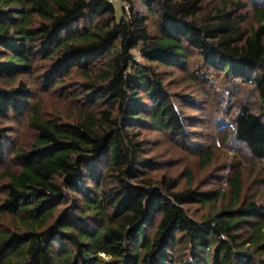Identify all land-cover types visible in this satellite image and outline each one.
<instances>
[{
    "label": "trees",
    "instance_id": "trees-1",
    "mask_svg": "<svg viewBox=\"0 0 264 264\" xmlns=\"http://www.w3.org/2000/svg\"><path fill=\"white\" fill-rule=\"evenodd\" d=\"M125 1L128 10L113 0H0V113L27 109L33 92L21 77L35 74L39 56L50 66L44 87L80 73L92 106L71 122L33 108L35 141L14 148L0 173V264H264V193H248L244 171L206 189L192 171L185 186L155 179L145 173L140 130L184 134L158 66L183 70L197 51L210 76L204 92L225 105L223 141L264 162V0H221L209 10L205 0ZM221 74L226 80L213 78ZM239 81L255 87L260 106L232 101ZM7 139L0 126V164ZM194 205L208 211L197 217Z\"/></svg>",
    "mask_w": 264,
    "mask_h": 264
},
{
    "label": "rangeland",
    "instance_id": "rangeland-1",
    "mask_svg": "<svg viewBox=\"0 0 264 264\" xmlns=\"http://www.w3.org/2000/svg\"><path fill=\"white\" fill-rule=\"evenodd\" d=\"M220 1L205 0L204 7L209 10ZM113 2L117 6L119 3V6H124L127 10L130 7L125 0H113ZM138 9L147 12V9L141 5H138ZM248 10H250V17L245 25L252 28L256 22L251 3ZM158 23L157 19L151 18L149 24L153 32H156ZM202 64L204 63L199 52L191 51L190 61L183 70L164 65L158 66L167 88L172 92L174 101L183 113L186 129L182 136H171L148 125L140 129L144 145L143 156L151 160L145 173L155 179H159L162 175L174 177L178 179L181 186H185L188 182V173L192 171L194 184L206 189L217 188L220 185L227 186L225 179L237 169H241L245 173L248 193L254 194L257 191L264 193V162L254 160L242 145H233V148H237L234 152L230 146L233 143L232 139L223 141L224 132L220 131L218 125L219 120L221 122L222 116L226 114L225 105L217 104L213 94L204 92L210 90L211 86L203 80V78L210 80V76L200 68L199 65ZM49 69V62L40 56L37 57L35 74L21 77L28 82L33 92L29 106L20 115L0 113V126L8 129L7 156L5 162L0 164V173L3 172L5 166L12 164L11 154L14 148L28 149L35 141L37 131L29 122L35 106L40 107V114L44 118L61 122L74 121L78 113L92 108L82 85L83 77L80 73L72 72L65 75L63 82L59 81L53 89H50L51 87H44L43 81L45 76L46 79L50 77L48 76ZM217 75H213V78L218 82L226 80L222 74ZM237 85L232 96L233 102L240 100L242 103L254 104V106L261 105L260 98L252 84L240 82ZM225 117L232 119L229 114ZM219 143L222 145L220 146ZM212 150L215 152L213 163L209 167H202L199 163L200 157ZM14 168L18 167L14 166ZM6 180L0 182L1 197L6 195V191L2 188ZM63 206L61 205L60 208ZM191 208L197 217L208 211V208L199 205L191 206ZM102 256L104 259L110 258L105 253H102Z\"/></svg>",
    "mask_w": 264,
    "mask_h": 264
}]
</instances>
